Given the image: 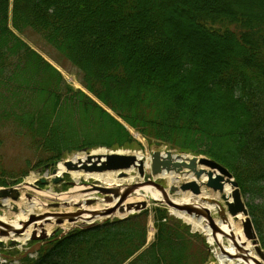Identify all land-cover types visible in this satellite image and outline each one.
<instances>
[{"label":"trees","instance_id":"16d2710c","mask_svg":"<svg viewBox=\"0 0 264 264\" xmlns=\"http://www.w3.org/2000/svg\"><path fill=\"white\" fill-rule=\"evenodd\" d=\"M28 33L130 129L225 167L264 250V0H0V150L14 132L43 167L134 141L30 47ZM3 171L0 157L1 187ZM153 218L147 248L142 212L76 231L22 264L207 263L201 234L165 209Z\"/></svg>","mask_w":264,"mask_h":264},{"label":"water","instance_id":"95a60500","mask_svg":"<svg viewBox=\"0 0 264 264\" xmlns=\"http://www.w3.org/2000/svg\"><path fill=\"white\" fill-rule=\"evenodd\" d=\"M90 155V154H87ZM63 167L67 172L74 171L78 169L77 164L72 163L71 161L63 163ZM47 170L48 167H45ZM86 172H118L119 179H122L126 176L125 171H129L131 169H136L138 173V177L140 182L135 183L133 185H126L121 187H103L101 185H87L85 187L84 193L87 192L98 194L103 197L100 199H88L83 202L84 207H90L97 202L103 203L105 206L100 210L88 211L87 215L90 216V219L93 221L92 223H83L84 227H77V230H89L93 228L95 225V221L103 220L106 222L111 218L115 217L116 213L124 214V212H128L131 214H137L145 210L146 203H130L126 206L123 204L127 200L129 196H131L135 190L143 186H150L159 192L162 196V200L158 201L161 205L167 206L169 209L180 212L193 220L204 221L206 225L212 229V233H219L223 237L228 238L231 242H236L237 239L233 234L227 235L221 229H219V225L226 224L231 219H237L238 216L243 217L242 223V231L245 239L250 241L253 246H257V235L253 228L248 210L245 206V203L242 199L239 186L237 182L233 179L232 174L223 166L218 164L217 162L205 158V157H194L188 155H174L171 151L166 153V157L162 158L161 153H153L151 156V174L152 176H160L163 173H173L175 176L179 177H188L192 179L190 182H186L181 184L180 186H171L168 189V192L176 193L178 195H190L191 198H199L203 193V189H209L214 193H218L221 195V200L223 205L214 199H209L207 197H202L203 199H198L195 203H190L186 205H179L174 203L167 193V189L162 187L161 185L155 183L154 180L145 178L143 172V162L137 161V158L134 156L128 155H118L114 152L106 155L105 161L102 163H95L94 158L87 159V164L84 167ZM56 170L52 171V174L55 175ZM191 175L192 177H189ZM145 179V181H143ZM62 179L56 177L52 180L53 184L60 182ZM40 185H46L47 181L45 179H40L38 181ZM225 186H229L231 190L230 196L224 194ZM18 188H8V189H0V207H3V202L7 199H10L13 202H16L19 198ZM38 190V189H36ZM29 199V197H27ZM116 201V203H114ZM198 202V203H197ZM81 204H77V211L73 213H64V214H43L39 216L30 215L28 220L20 223L21 229H15L10 225L3 223L0 221V237H7L9 232L12 231L14 235L18 236L22 234L29 226L33 225L34 231H32L30 236V241H41L47 238L45 231L43 230V224L48 223L51 224V219H55L54 222L56 225H61L65 221L68 223H75L80 220L82 215V210L80 209ZM53 207H58V204L51 205ZM214 206V208L218 209L219 221L215 222L210 210L208 209ZM13 212H17V208H13ZM126 218V217H125ZM124 219V218H123ZM38 222H42L41 225H36ZM40 224V223H39ZM41 229L39 236H37L36 229ZM65 233L61 234V238H63ZM12 245L15 244L14 241L11 242ZM40 244L38 243L29 251H27L22 257H27L28 254H33L39 250ZM219 250L221 254L227 256L232 259H236L237 257H231L228 253H225V249L219 245ZM258 253V257L264 262V254L263 252L256 247L255 249ZM245 259V258H244ZM256 264H261L260 262H255Z\"/></svg>","mask_w":264,"mask_h":264},{"label":"rangeland","instance_id":"374dc122","mask_svg":"<svg viewBox=\"0 0 264 264\" xmlns=\"http://www.w3.org/2000/svg\"><path fill=\"white\" fill-rule=\"evenodd\" d=\"M28 34L24 37V39L27 41V43L30 45V47H32L35 51L40 53L52 66L57 68L58 69L57 71H59L61 73L63 79L73 89L81 90L82 92H84L83 89L81 88V86L79 85L78 81H77V77L75 75L71 74L70 72L64 71V67L66 65L68 66V63H66L62 58L58 57L54 51H52L46 44H44L41 41V39H35V38L30 36V35H32L31 33H28ZM207 51H208V49H205L206 53H207ZM67 70L70 71V67H67ZM127 129H128L129 134L132 136L133 141H134L133 144H131L129 147L121 148V149H107L105 147H96V148H93L90 150H83L81 152L73 153V154H69V155L65 156L62 159L61 163H63L64 161H70L75 156H83V155L89 154L92 151L99 150V149H104L105 151H109V152L113 151L114 153L117 150H123V151L125 150V151H129L132 153L139 152V153H142L145 157H147L149 159H151V155L153 153H162L163 154V153H166L168 151H172L175 154H188V156H192V154H189L186 152L181 153V152L176 151L174 149H169L167 146H165L163 144H159L158 142L148 141L146 138H144L141 134H139L134 129H130L129 127ZM0 132H4V131L0 130ZM26 142L27 141H26L24 136L16 135L14 132H10L4 137V148L0 150L1 151L0 157H2V165H3L4 169L6 170L5 172L11 171L10 173H13V175H14V176L8 175L3 171L5 175H4V177H2V181L7 184L6 186L12 185L13 182L18 180L21 177V175H20L21 172H25L27 174L23 178V181H26L28 178H31V177L40 178L46 173L52 174V170L55 169L59 164H61V163H59L58 165H55L54 168L52 166L51 169H48L47 171L44 170L45 166L37 167V164L39 162V158H40L41 154L39 152H34L31 149L27 148ZM143 172L146 176L145 177L146 179L149 178V179L155 180V182L157 184H159L162 187L167 188V189H168V187H170L172 185L179 186L184 182H188V180L182 179V178L180 179V177H178V176H176L179 178L178 181H176L172 184H169L168 181H166L164 178H162L160 176L152 178L151 172H150V165L148 168H144ZM112 173H115V175L118 176V178H119L118 172H112ZM63 177H64V179H62V181L56 185L52 184L51 181H48V184L46 185V187H43V191H46L47 189H52L56 194H60V192L63 193V192H66L68 190H71L72 188L71 187L69 188L70 184H68V182H71L72 179L68 175H64ZM129 177L134 178L135 179L134 182L129 183L128 182ZM55 178L56 177H52L51 180L55 179ZM122 179L127 181L123 185H126L127 183H129V185H132V184L138 183L140 181L138 178L137 171H135V170L126 174V176ZM143 181H145V179ZM87 184L99 185L95 182L92 183V181L90 183H87ZM25 193H30V192H29V190H27ZM204 193L207 196H209L210 199L218 200L221 202V199H220L221 196L219 194H215L209 189H204ZM33 195L34 196L31 199V202L33 201V199H36L37 201H39L40 203H43V204L52 203L51 200L42 198L38 194H33ZM170 197L175 200V199H180L182 196L177 195L176 193H170ZM92 198L100 199V200L103 199L98 194L93 195ZM244 201L247 204L249 202V199L247 197L246 198L244 197ZM144 202H146V204H147L146 210L143 211V212L147 213V233H146V244H145V248H147L153 242L154 236L156 233V230L154 227V218L153 217H154V212L157 208L165 209L167 211V214L169 217L174 218L176 220H179V219L171 213V209H169L166 206L161 205L159 202H157L155 200L147 198V199H144ZM21 203H28V200H26L23 197V195H22V200L20 202H18V204H17L19 206V208H18L19 212L21 209V206H20ZM97 203H100V202H97ZM0 204H1V202H0ZM75 209H76V206H74V205H72V206L67 205V208H63V206L60 205L59 209L50 210V211L51 212L69 213V212H75ZM18 213H13L12 211L5 209L4 207H0V217L6 215L9 219H11L12 217L9 216V214H18ZM212 216H213L214 221H217V222L219 221V217L215 213V211H213ZM118 219H119L118 217H113L110 219V221H116ZM101 222L102 221H97L96 223H101ZM181 222L184 224L183 221H181ZM240 226H241V231H242V225H240ZM73 227L79 228V227H82V224H80V223H77L74 225L66 224V227L61 226V230H71ZM55 228H56V226H52L50 228L49 232H51ZM190 229L192 232L193 231L199 232V233L204 235L203 231H201L200 229H193L192 227H190ZM2 238H4V237H0V240L2 241V244H0L1 245L0 246V249H1L0 250V261L1 262L4 261V263H2V264H22L21 262H18L16 260V258L22 252L25 251V249H22V248H26L27 245L22 246L21 244H19V246L12 248L9 245L10 239L8 240V239H2ZM12 239H14V238H12ZM223 240H224V248L228 247V243H227L226 239H223ZM251 246L252 247L250 250H251V253L253 254L252 256H255L257 259H259L261 264H264V262L261 260V258L257 256L258 253L255 250L256 247H258L261 250L260 246L258 244L256 247L253 245H251ZM54 247H55V245H52V244L48 245V246L44 247L43 249H41V251L39 253L33 255L30 258H26L25 260L36 261V260L40 259L41 256L43 257L44 255H46ZM208 250H209V256H208L206 264H218L216 256L218 254H221L219 252V249L215 245L214 246L208 245ZM263 254H264V252H263ZM4 256H6L7 258H4ZM9 258H11L12 260H9Z\"/></svg>","mask_w":264,"mask_h":264},{"label":"bare ground","instance_id":"6f19581e","mask_svg":"<svg viewBox=\"0 0 264 264\" xmlns=\"http://www.w3.org/2000/svg\"><path fill=\"white\" fill-rule=\"evenodd\" d=\"M113 152H109V151H105L104 149H99V150H95L90 152V155H83V156H75L72 159V163L77 164L78 169L76 171H71L68 172L66 174L65 168L59 164L56 168V173H55V177H63L64 175H68L70 176V178L73 181V188L68 192V195H65L67 193L62 194V196L56 195L54 193L53 190L51 189H47L46 192H40L38 193V195L42 198L45 199H53V200H62L64 203L69 204L70 206L72 205H77V204H83L84 201H87L88 199H91L93 195H95L94 193H90L87 192V194H84V187L80 186L81 183H90L92 181V183H97V184H101L105 187H123L124 183L127 182L124 179H119L118 176L115 175V173L112 172H105V173H100V172H86L84 167L87 164V159L90 158H94V162L95 163H102L105 161V157L106 155H109ZM115 154L118 155H131L137 158V161H142L144 163V168H148L150 165V159L145 157L142 153L139 152H129V151H123V150H117L115 152ZM166 155L165 153L162 154V158H165ZM134 170H130L127 171L126 174H128L129 172H132ZM52 176V174H45L42 178L44 179H50L49 177ZM186 176V175H185ZM183 177L182 179L186 178V180L188 179V177ZM189 177H192L191 175H188ZM160 177L164 178L166 181L169 182V184H172L176 181H178V177H176L175 175H173V173H163ZM36 177H31L28 178L26 180L27 184H33L36 181ZM181 179V178H180ZM134 178L129 177L128 182L132 183L134 182ZM129 183H127L126 185H128ZM28 186V185H25ZM230 187L229 186H225V190H224V194L227 196H230ZM178 195V194H177ZM182 197L180 199H172V201L176 204L179 205H186V204H190L193 203L194 201H197L198 199H203L202 197H207L209 198V196H207L205 193H202L201 197L199 198H191V196H187V195H181ZM150 198L152 200L155 201H161L162 200V196L159 192H157L155 189H153L150 186H143L138 188L137 190L134 191V193L129 196L127 198V200L125 201V203L123 204L124 206L130 204V203H139L144 201V199ZM101 203V201H100ZM96 203L94 206H90V207H84L83 205L81 206V210L82 215L80 220H78V222L80 223H92L93 221L90 219V216L87 215L89 212L88 211H95V210H100L103 207H110V206H105L103 203ZM114 203H116V201H114ZM17 208H19L18 205H16ZM21 209L20 212L18 214H9V216H11L12 218L9 219L6 215L0 217V221L3 223H6L8 225H10L11 227L18 229L19 225H18V221H24L27 219L28 215L31 213H35V212H39L41 207L43 206L42 203H40L39 201H37L36 199H33L32 202L30 203H21L20 204ZM4 207L7 210H10V205L9 203L6 201L4 203ZM79 209V208H78ZM77 209V210H78ZM208 209L210 210L211 213H213V211H217V208H214V206H212L211 208L208 207ZM171 213L173 215H175L179 220L183 221L184 223H186L187 225L191 226L193 229H200L201 231L204 232V234L207 237V240L209 242V244L211 246H216L219 247V245H221L224 248V240L226 239L227 243H228V247H225V253H228L229 255H231V257H237L236 259H232L229 258L227 256H224L223 254H218L216 256V259L218 261V264H256L255 262H260L259 259H257L255 256H252L253 254L251 253V244L250 242L246 241L244 238V235L241 231V226L243 223V217L242 216H238L237 219H232L229 220L228 223L226 224H221L219 225V229H221L223 232H225V234L230 235L233 234L236 238L237 241L236 242H231L228 238L223 237L221 234L219 233H212V229H210L206 223L202 222V221H197V220H193L190 217L171 210ZM216 213V212H215ZM131 213L128 212H124V214H119L116 213L115 217H120V218H124L128 215H130ZM40 223V224H39ZM36 225H41L42 222H39ZM46 227L47 232H49L50 228L52 227V224L49 225L48 223L43 224ZM73 225V224H72ZM65 226L66 227V222L62 225V227ZM33 225L29 226L25 232L20 236V238L17 239V241L22 245L25 244L26 241L28 240L29 237V233L30 230L32 229ZM66 229V228H65ZM9 239L14 238V233L12 231L9 232ZM245 258V259H244ZM4 263V261L1 262V264Z\"/></svg>","mask_w":264,"mask_h":264},{"label":"flooded vegetation","instance_id":"af4514ba","mask_svg":"<svg viewBox=\"0 0 264 264\" xmlns=\"http://www.w3.org/2000/svg\"><path fill=\"white\" fill-rule=\"evenodd\" d=\"M42 243H45V242H42Z\"/></svg>","mask_w":264,"mask_h":264}]
</instances>
